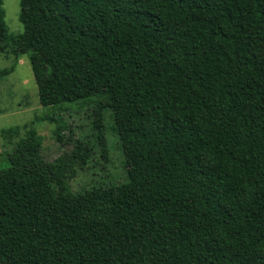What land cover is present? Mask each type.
Masks as SVG:
<instances>
[{"label":"trees","instance_id":"obj_1","mask_svg":"<svg viewBox=\"0 0 264 264\" xmlns=\"http://www.w3.org/2000/svg\"><path fill=\"white\" fill-rule=\"evenodd\" d=\"M19 5L0 80L27 55L41 106L96 100L95 137L57 131L48 161L29 129L3 155L0 264H264V0ZM105 111L125 179L73 191Z\"/></svg>","mask_w":264,"mask_h":264},{"label":"rangeland","instance_id":"obj_2","mask_svg":"<svg viewBox=\"0 0 264 264\" xmlns=\"http://www.w3.org/2000/svg\"><path fill=\"white\" fill-rule=\"evenodd\" d=\"M4 20L8 31L21 33L23 26L19 21V0H2ZM13 63L10 54H0V69ZM96 100L61 104L55 107H43L39 103L38 89L27 55H23L15 65L14 71L0 80V160L10 151L13 144L34 129L42 139V153L46 160L52 161L62 151L70 150V144H63L57 138V131L64 138L86 140L94 144L95 131L92 129ZM110 111L103 113L106 127L107 155L101 157L99 148L93 147L91 160L69 181L73 191H79L98 183L117 184L123 182L126 167L117 144V138L111 130ZM48 118H53L52 120ZM17 128V134L2 130Z\"/></svg>","mask_w":264,"mask_h":264}]
</instances>
